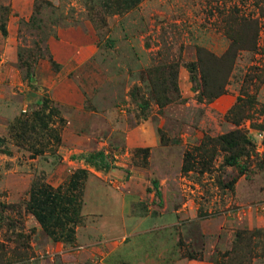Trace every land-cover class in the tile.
Segmentation results:
<instances>
[{"label": "rangeland", "instance_id": "rangeland-1", "mask_svg": "<svg viewBox=\"0 0 264 264\" xmlns=\"http://www.w3.org/2000/svg\"><path fill=\"white\" fill-rule=\"evenodd\" d=\"M42 1L50 5L38 17L57 33L48 45L61 67L41 60L30 84L19 53L37 54L41 37L26 26L35 0H0L8 31L0 30V242L11 252L4 264H264V239L254 238L252 256L229 254L237 232L264 235V0H144L120 14L98 0ZM238 16L249 31L254 22L256 44L236 48L227 75L220 68L224 95L199 100V51L221 58ZM157 71L176 73L178 90L159 93L170 99L165 107L153 94ZM45 101L48 130L36 119ZM237 103L239 126L228 118ZM237 131L253 142L240 167L227 166V153L212 145L204 159L195 151ZM99 151L114 168L83 159ZM189 153L193 169L184 173ZM81 163L87 177L71 192ZM34 188L67 199L78 192L72 243L49 236L29 211Z\"/></svg>", "mask_w": 264, "mask_h": 264}, {"label": "trees", "instance_id": "trees-1", "mask_svg": "<svg viewBox=\"0 0 264 264\" xmlns=\"http://www.w3.org/2000/svg\"><path fill=\"white\" fill-rule=\"evenodd\" d=\"M100 6L102 5L108 6L110 3H114L115 6H118L119 11L116 14H120L123 12H129L139 6L144 0H98ZM50 3L48 1L35 0V7L33 15L30 20L27 22L26 26L30 29L35 30L41 37V40L38 41L35 46L37 50V54H30V58H24L23 53H19V63L21 68H23L26 72V78L30 84H32V80L34 78V70L35 66L41 60H48L51 66L55 70L60 69V64L54 59L53 55L50 53V48L48 45V40L51 36L57 38V33L52 27H47L46 24L43 23L41 19H39V15L42 14L43 6L46 8ZM123 5V7H122ZM104 10V7H102ZM234 19V17H233ZM251 25L254 26V22L250 21ZM248 23L245 18H241L240 16L236 17L233 21L232 26H230L227 30L228 39L231 41L229 49L226 53L221 57L217 58L214 54L200 50L198 54V63L199 66L202 67V87L203 93L200 95L199 100H205L203 97L207 99L214 100L219 98L220 96L225 94V81L221 76L220 68L222 71L226 72V67L232 66L234 62V54L236 48L238 49H252L251 44H256L257 34H256V26L253 29V32L248 29ZM0 30L3 36L8 35L7 28L4 24L0 25ZM49 30V31H48ZM253 33V35H252ZM113 43V42H112ZM238 44V45H237ZM174 67V66H172ZM196 63H191L189 65L190 72L192 74V78L194 79V75L196 74ZM155 78L152 80V85L154 87L153 94L160 107L167 106L169 102V98L165 97L164 101L159 96V93L162 91L163 93H169L171 90H178L175 80L176 73L171 71L167 74L160 73L157 71V75L155 74ZM223 85H222V84ZM172 86V87H171ZM158 94V96H157ZM148 103V102H147ZM142 103L141 108L148 109L149 104ZM48 103L45 101L41 113L36 115V119L39 122V129L48 130L49 124L46 122L44 116L46 109H48ZM239 108V104L237 103L230 111L228 112L229 120H232L233 123L237 126L241 125L239 118V114L242 113V107L239 108V113H236ZM56 115H59V111L57 109H52ZM26 121L22 119L18 120V124L26 130ZM62 123H65L63 119H61ZM37 129L36 126H33L34 131L41 132ZM26 132L23 131L22 137L24 138ZM57 141H60L59 137H56ZM210 145L218 148L227 153V156L224 159V162L227 166L231 167H240V160L243 157L250 156L253 142L250 137H247L241 131H237L236 133H230L221 135L215 139H209L208 142H203L200 147L195 148L197 154L201 156V158L207 157V154L211 152ZM38 152V151H36ZM148 152V151H147ZM83 159L89 164L93 165L95 168L100 170H110L114 168L112 164H110L107 160V156L104 151L94 152L88 154L83 157ZM193 160H195L194 154H188L186 156L185 164L183 166V172L187 173L193 169L191 165ZM203 169L206 168L203 164ZM207 165V164H206ZM246 170L243 167L240 171L241 174H245ZM87 177V171L85 169L77 170L71 181V192H74L73 189L78 186V184L85 180ZM153 185L157 190V195L161 197V192L159 189L158 180H153ZM235 184V179L231 182L230 186L233 187ZM35 190L32 192L31 200L29 203V211L35 216L39 224L45 230V232L54 237L55 240H64V242L72 243L75 237V231L69 230L68 227L71 223L75 222L76 216L78 215L77 208V194L73 195L74 198L67 199L66 197L61 196L58 192L49 190L48 188H34ZM67 200V202L65 201ZM61 237V238H60ZM254 238L264 239V235L260 231H239L236 233V238L234 240V251H231L229 254H241L246 252L247 256H252L255 250V245L253 244ZM13 252V250H12ZM9 254H11L10 250H7V245L3 242H0V264H4L6 261V257L8 258Z\"/></svg>", "mask_w": 264, "mask_h": 264}, {"label": "crops", "instance_id": "crops-1", "mask_svg": "<svg viewBox=\"0 0 264 264\" xmlns=\"http://www.w3.org/2000/svg\"><path fill=\"white\" fill-rule=\"evenodd\" d=\"M8 41H10V40H8ZM80 168H83V169H84V168H86V167L81 163V164H80ZM79 214L81 215L82 213H79V212H78V215L76 216V218L80 216Z\"/></svg>", "mask_w": 264, "mask_h": 264}]
</instances>
